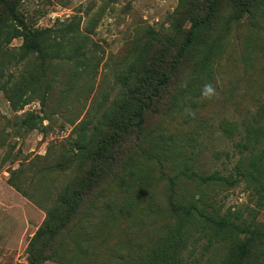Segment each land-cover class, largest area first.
<instances>
[{
  "label": "trees",
  "instance_id": "16d2710c",
  "mask_svg": "<svg viewBox=\"0 0 264 264\" xmlns=\"http://www.w3.org/2000/svg\"><path fill=\"white\" fill-rule=\"evenodd\" d=\"M9 14L15 16L14 22L5 15L0 21V75L4 67L24 63L33 53L45 63H71L70 80L87 83L97 74L101 58L95 56L93 41L80 29L79 22L70 19L56 28H32L15 11ZM244 24L249 26L251 42L252 32L264 29V0H180L168 26H148L132 42L115 75L119 90L106 105L102 118L96 123L83 119L75 124L68 146H64L66 162L74 165L73 174L59 190L28 245L29 264H44L49 259L65 264H95V253L101 248L98 233L93 237L84 225L76 231L75 224L92 215L99 195H105L114 181L128 192L137 188L139 194L145 192L153 178L142 167L146 161L162 169L169 165L177 173L168 178L164 208L155 210L148 205L150 213L163 215V222L141 253L139 264H185L184 252L203 235L209 237L208 246L216 243V248L223 250L219 264H264V232L241 220V214L208 212L204 200L209 189L232 186L238 180H246L264 195V108L259 120L243 124L241 137L234 143L239 158L229 174L197 170V161L186 145L174 141L176 146L170 147L172 135L164 141L163 136L155 135V130L147 131L146 126L148 116L166 109L184 110L196 123L201 110L199 100L207 97L206 86L213 89L218 67L228 51L230 31ZM18 37L23 38V43L10 48L11 41ZM43 75L41 71L23 72L16 91H34V83L41 82ZM25 93H15L23 99V105L27 103ZM32 117L23 120L30 129L36 125ZM226 125L228 137L241 132L237 122ZM134 149H143L144 157L134 159ZM181 181L195 183L196 192L180 195L176 188ZM12 184L19 189L15 182ZM137 196L118 211L114 203L108 202L104 226L109 225L110 218H117L118 212L125 217L135 214L133 201ZM84 249H90V255ZM83 252L85 259L81 257ZM106 255H112L111 245ZM131 263L138 264L136 259Z\"/></svg>",
  "mask_w": 264,
  "mask_h": 264
},
{
  "label": "rangeland",
  "instance_id": "374dc122",
  "mask_svg": "<svg viewBox=\"0 0 264 264\" xmlns=\"http://www.w3.org/2000/svg\"><path fill=\"white\" fill-rule=\"evenodd\" d=\"M179 1L0 0V21L5 15L9 22H14L15 16L9 14L12 11L22 16L32 28H56L66 25L70 19L76 20L80 29L92 39L95 56L101 58L97 74L87 83L74 78L70 80L71 63L61 60L45 63L34 53L24 63L3 68L0 75V264H29L28 245L59 190L73 174L74 165L66 162L64 146H68L75 124L83 119L96 123L102 118L106 105L119 90L115 75L132 42L148 26L156 29L168 26ZM249 33L247 24L237 29L232 27L228 51L218 67L213 89L199 100L201 110L195 124L184 110L166 109L147 118V131L155 130V135L163 136L164 141L167 135H172L168 142L170 147L176 146L174 141L186 145L196 159L199 171L218 170L229 174L239 158L234 143L241 137L243 124L261 118L264 108V29L253 31L251 42ZM22 43L23 38L18 37L9 47L18 48ZM38 71L44 75L41 82L34 83V91L29 88L27 93L25 89L16 91L23 72L33 74ZM15 93H25L23 98L27 103L23 105V99ZM32 116L36 125L30 129L23 120ZM229 122H237L241 130L232 138L225 134ZM142 150H133L134 159L144 157ZM143 166L153 177L145 192L139 194L138 188L128 192L114 181L106 188L105 195H99L92 215L75 224L76 231L84 225L93 237L98 233L101 248L95 253V264H132L133 259L139 264L141 253L163 222V215L150 213L148 205L155 210L164 208L168 178L177 171L171 170L169 165L162 169L154 162L146 161ZM196 188L195 183L181 181L176 189L183 195L196 192ZM204 195L208 212L241 214V220H247L264 232V195L246 180H238L232 186L211 188ZM135 196V214L125 217L118 212L117 218H110L109 225L104 226L108 202L114 203V209L118 211ZM195 234L198 237L199 232ZM201 237L191 242L184 252L185 264H219L223 250L217 249L216 243L208 246L207 235ZM110 245L112 255L107 256ZM89 250L84 249L90 255ZM81 257L85 259L84 252ZM44 264L65 263L49 259ZM74 264L85 263L76 261Z\"/></svg>",
  "mask_w": 264,
  "mask_h": 264
},
{
  "label": "clouds",
  "instance_id": "9594fccd",
  "mask_svg": "<svg viewBox=\"0 0 264 264\" xmlns=\"http://www.w3.org/2000/svg\"><path fill=\"white\" fill-rule=\"evenodd\" d=\"M205 92H211V88L208 87V86H206V88H205Z\"/></svg>",
  "mask_w": 264,
  "mask_h": 264
}]
</instances>
